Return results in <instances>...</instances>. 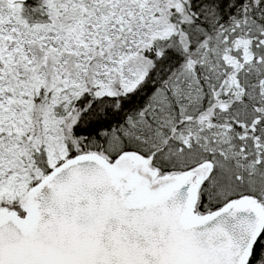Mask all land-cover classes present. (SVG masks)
<instances>
[{
    "label": "snow or ice",
    "instance_id": "obj_1",
    "mask_svg": "<svg viewBox=\"0 0 264 264\" xmlns=\"http://www.w3.org/2000/svg\"><path fill=\"white\" fill-rule=\"evenodd\" d=\"M0 264H264V0H0Z\"/></svg>",
    "mask_w": 264,
    "mask_h": 264
}]
</instances>
